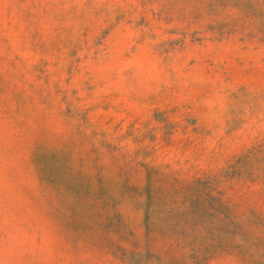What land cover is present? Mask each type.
<instances>
[{"label": "rangeland", "instance_id": "1", "mask_svg": "<svg viewBox=\"0 0 264 264\" xmlns=\"http://www.w3.org/2000/svg\"><path fill=\"white\" fill-rule=\"evenodd\" d=\"M0 264H264V0H0Z\"/></svg>", "mask_w": 264, "mask_h": 264}]
</instances>
